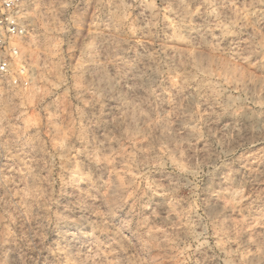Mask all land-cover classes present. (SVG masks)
I'll return each mask as SVG.
<instances>
[{"label": "clouds", "instance_id": "1", "mask_svg": "<svg viewBox=\"0 0 264 264\" xmlns=\"http://www.w3.org/2000/svg\"><path fill=\"white\" fill-rule=\"evenodd\" d=\"M0 264H264V0H0Z\"/></svg>", "mask_w": 264, "mask_h": 264}]
</instances>
